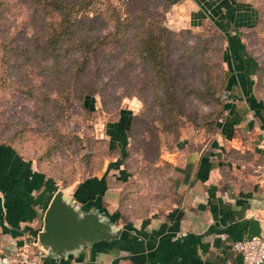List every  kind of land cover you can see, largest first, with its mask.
Returning a JSON list of instances; mask_svg holds the SVG:
<instances>
[{"label": "rangeland", "instance_id": "obj_1", "mask_svg": "<svg viewBox=\"0 0 264 264\" xmlns=\"http://www.w3.org/2000/svg\"><path fill=\"white\" fill-rule=\"evenodd\" d=\"M235 1L255 11L253 26L240 28L239 36L254 61V92L264 98V0ZM76 13L93 18L90 39L105 36L115 21L124 22L128 32L93 44L97 50H86L79 74L71 72L79 52L69 51L56 74L49 70L51 58L44 67L42 56L47 52L39 50L37 12L30 1L4 0L0 141L12 143L48 175L55 188L69 192L70 184L75 186L96 172L106 158L127 151L125 163L131 175L122 202L127 212L143 214L171 199L170 165L161 154L182 139L208 137L224 114L226 41L208 18L196 25L186 22L187 8L171 0H84V10ZM159 26L166 30L158 31ZM136 29L164 34L163 86L153 82L151 71L137 55ZM128 115L133 119L124 137L119 128Z\"/></svg>", "mask_w": 264, "mask_h": 264}, {"label": "crops", "instance_id": "obj_2", "mask_svg": "<svg viewBox=\"0 0 264 264\" xmlns=\"http://www.w3.org/2000/svg\"><path fill=\"white\" fill-rule=\"evenodd\" d=\"M177 2L187 8L186 22L208 18L227 34L231 73L213 132L182 139L161 154L170 165L169 202L143 214L127 212L122 196L130 169L106 158L63 193L76 207L97 210L113 235L52 254L36 236L55 183L0 141V253L21 251L37 264H243L231 243L245 238L250 215L264 220V169L256 167L264 160V98L254 92V61L239 36L240 28L253 26L255 11L235 0H171Z\"/></svg>", "mask_w": 264, "mask_h": 264}, {"label": "trees", "instance_id": "obj_3", "mask_svg": "<svg viewBox=\"0 0 264 264\" xmlns=\"http://www.w3.org/2000/svg\"><path fill=\"white\" fill-rule=\"evenodd\" d=\"M29 1L31 3L32 9L34 11L36 10L37 12L36 18L38 22H36L37 24H34V28H36L40 32L39 38L41 39V44L38 43L39 50L47 52L44 56H42V58L44 59V67L46 68V59L51 58V62L48 63L49 70L56 74L60 73L62 62L64 63L66 61L65 55L69 53V51L76 49L79 52V58L73 60L71 64V68L73 67V65L75 66L73 67V69H71V72L79 74L82 73L84 68L83 62L87 58L86 50H92V52H95L97 49L95 50L96 46L93 44H95L96 42L100 41V43H104L110 40H115L117 38H121L122 34L124 35L128 32L127 26L124 22L115 21V23L113 24V29L110 32L106 33L108 37L106 35L102 37H96L94 41L93 39H90L89 36V34L91 33L90 26L92 24L93 18L83 14L78 15L76 13L78 9L84 10V0ZM3 5L4 0H0V10ZM112 21L114 22L113 19ZM157 29L158 31L166 30L162 26H159ZM139 30L140 29H136L137 55L151 71L153 82L155 83V81H157L160 85L163 86L162 81L164 78L165 65L164 60L161 58V52L165 45L164 34L161 32H159V34H155L151 29H149L148 31H144L143 33H141V31ZM222 37L223 39L228 38L227 34L225 35L223 31ZM4 39H9V37H4ZM245 52L247 51L245 50ZM23 54L27 56L26 53ZM22 61H24L26 64L28 62L26 59H23ZM230 73L231 70L229 68L223 72V87L226 86L227 79ZM89 92V90L84 91L83 97L88 95ZM157 102L160 105L163 103V101H161L159 98H157ZM221 104L223 112V103ZM132 119L133 115H128L125 121V127L122 126L119 128L124 132V137H127L129 135L128 133ZM10 144L14 147L12 143ZM126 153L127 151H119L118 162L123 164L124 169L129 170L130 168H128L125 163ZM53 189L55 190V187Z\"/></svg>", "mask_w": 264, "mask_h": 264}, {"label": "water", "instance_id": "obj_4", "mask_svg": "<svg viewBox=\"0 0 264 264\" xmlns=\"http://www.w3.org/2000/svg\"><path fill=\"white\" fill-rule=\"evenodd\" d=\"M263 226V219L250 215L245 238L258 237ZM113 233L111 224L97 210L76 207L64 196L62 188H56L44 208L42 229L36 240L43 250L57 255L97 239L110 238Z\"/></svg>", "mask_w": 264, "mask_h": 264}, {"label": "built area", "instance_id": "obj_5", "mask_svg": "<svg viewBox=\"0 0 264 264\" xmlns=\"http://www.w3.org/2000/svg\"><path fill=\"white\" fill-rule=\"evenodd\" d=\"M257 168L264 169V160L256 164ZM231 249L235 251L243 264H259L264 262V226L258 237L252 239H238L231 243ZM0 264H37L35 256H29L24 252L10 254L0 253Z\"/></svg>", "mask_w": 264, "mask_h": 264}]
</instances>
